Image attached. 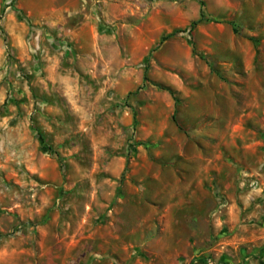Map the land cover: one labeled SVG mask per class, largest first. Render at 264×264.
I'll return each mask as SVG.
<instances>
[{"label":"rangeland","instance_id":"obj_1","mask_svg":"<svg viewBox=\"0 0 264 264\" xmlns=\"http://www.w3.org/2000/svg\"><path fill=\"white\" fill-rule=\"evenodd\" d=\"M64 1L0 0V264H93L125 228L111 258L158 264L174 224L264 264V0ZM196 147L222 170L194 232L165 215Z\"/></svg>","mask_w":264,"mask_h":264},{"label":"crops","instance_id":"obj_2","mask_svg":"<svg viewBox=\"0 0 264 264\" xmlns=\"http://www.w3.org/2000/svg\"><path fill=\"white\" fill-rule=\"evenodd\" d=\"M86 3H84V2ZM106 3V1L104 0ZM89 1L85 0H65L63 2V6H89ZM93 5L90 6H96V4L91 1ZM204 131V133L202 132ZM199 135H210L209 132L205 130H201L198 132ZM179 154L182 157H185V152L182 148L179 149ZM191 160L189 168L186 169V166H184L182 163L179 165V171L181 173L178 175V184L177 186V192H174V197H177V200H175V203L172 206V212L170 215H165V217L171 218L172 220H179L182 219H188L190 220V226L189 229L194 232H196V227L192 225L191 220L196 218V216L192 215L191 212H186L183 215H180L179 212H183L186 208V204H195L201 203L202 198L205 197L206 193L209 194L210 191V185L213 177L214 171H221L222 166H219L216 161L212 158V154L210 151L201 150L200 147H196L195 153L193 155V158H189ZM193 160V162H192ZM224 167V166H223ZM185 170H188L191 172H194V175L185 173ZM187 174V175H186ZM186 177V178H185ZM220 188V187H219ZM204 195V196H203ZM173 200V201H174ZM188 209V208H186ZM188 211V210H187ZM246 228L243 227V230L241 234H244V230ZM126 228L124 229V235L122 238H119L122 233H111V235L107 239V251L108 253L105 255H101L102 257H108L107 258H96L93 261V264H125L122 261H125V258H121L122 260L116 259L115 257L111 258V255L109 253V250H115L116 246V239H120L121 246H118V248H123L124 250H129L131 244L126 239ZM180 234V231L178 227L174 224L173 226H167L163 229V233L159 237L160 242L157 244V248L155 249L157 252V255L161 258V263L158 264H208V258L205 256V252H202L201 254L194 253L192 255L189 254V247L187 246V243L183 245L180 239H178V235ZM119 235V236H118ZM172 236V243L169 242V236ZM118 237V238H117ZM243 240L245 239V235L243 236ZM106 247V246H105ZM103 249V248H101ZM229 251V248L224 247L222 251ZM100 256V255H99ZM183 256L184 258H181ZM264 257V254H263ZM225 259V260H224ZM223 261L226 264H240L242 262L241 259H236L234 257H230V254H226ZM210 264V263H209Z\"/></svg>","mask_w":264,"mask_h":264},{"label":"trees","instance_id":"obj_3","mask_svg":"<svg viewBox=\"0 0 264 264\" xmlns=\"http://www.w3.org/2000/svg\"><path fill=\"white\" fill-rule=\"evenodd\" d=\"M195 24H196V23H194V25H195ZM171 93L174 94V92H171ZM173 119L176 120V114L174 115ZM41 140L44 141V139H43L42 137H41Z\"/></svg>","mask_w":264,"mask_h":264}]
</instances>
